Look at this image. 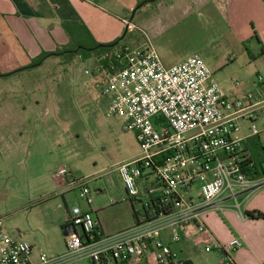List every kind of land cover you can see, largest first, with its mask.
I'll return each instance as SVG.
<instances>
[{"label":"crops","instance_id":"obj_1","mask_svg":"<svg viewBox=\"0 0 264 264\" xmlns=\"http://www.w3.org/2000/svg\"><path fill=\"white\" fill-rule=\"evenodd\" d=\"M144 1L149 0H0V74L22 69L44 53L68 47L71 40L65 30L66 24L71 34L81 29L86 41L92 37L99 44L111 43L131 29L137 40L134 48L152 46L166 68L198 56L206 65H212L216 71L212 78L228 100L253 93L258 103L264 101V78L261 76L264 73V0H162L156 6L138 10L137 7ZM78 25H83L88 34ZM42 66L7 80L0 79V85L7 81L9 85L16 81L26 83L25 77ZM259 77L262 81H259ZM235 80L245 88L239 90L229 86ZM10 97H0V103H6L8 108L4 117H0V126L4 124L3 119L17 115L18 108L15 104L11 105L13 103L9 104ZM0 105L1 108L3 105ZM24 107L23 104L19 108ZM252 124L259 128L258 134L253 133ZM14 130L13 127L11 131ZM5 132L6 129L0 127V158L7 160L8 153L1 148ZM239 136L243 154L253 163L254 179L263 183L247 190L238 187L235 198L225 190L201 218L217 242L226 244L237 238L242 242L240 249L228 253L213 247L208 249L195 222L175 227L163 226L164 221L157 218L143 222V203L147 200V192L158 186L151 174L144 175L138 181L140 199L122 198L123 202H129L132 224L123 227L117 214L107 217L104 208L91 206L93 201L87 203L88 208L82 211L93 214L104 238L130 237L147 227L163 226L159 240L176 256L173 264H264V219L248 216L264 213V169L261 172L257 170L255 151L250 145L254 136L264 144L262 104L254 109L252 120L239 122ZM63 186L66 185L58 182V187ZM123 188L125 190L124 185ZM134 214L140 215V224H137ZM70 215L71 212L59 218L64 226L63 235L59 233L62 247L57 251L41 247L35 237L21 232L13 238L31 245L33 264H95L91 251L111 241H100L88 250L69 253L66 244L68 235L72 232L82 234L71 225ZM174 230L179 234L177 242L172 240ZM202 246L210 252L202 250ZM149 250L153 251L152 244ZM46 253L50 256H46ZM113 264L155 263L143 260L128 263L117 261Z\"/></svg>","mask_w":264,"mask_h":264},{"label":"built area","instance_id":"obj_2","mask_svg":"<svg viewBox=\"0 0 264 264\" xmlns=\"http://www.w3.org/2000/svg\"><path fill=\"white\" fill-rule=\"evenodd\" d=\"M117 57L123 62L122 68L105 74L101 97L107 103L106 116H120L125 129L135 133L141 150L137 158L118 167L126 195L140 199L138 181L151 174L158 186L147 192L143 209L156 204L160 212L155 218L164 221L163 226L195 222L208 249L227 253L240 249L242 242L237 238L226 244L217 242L201 216L225 190L235 198L238 187L247 190L263 183L254 179L253 163L243 154L239 136V122L252 120L254 109L261 103L253 93L228 100L198 56L170 68L162 64L150 45L125 49ZM251 128L258 134L255 124ZM69 176L65 168L53 175L66 186L75 184L68 182ZM197 183V192L192 196ZM80 188L81 199L91 204L89 189L85 184ZM70 222L82 234L68 235L69 253L111 241L91 251L95 264L103 253H109L113 262H176V256L159 240L161 225L130 237L104 238L93 214L79 207L72 208ZM172 240H179L175 230ZM150 244L153 251L149 250ZM31 253L28 242L14 239L0 227V264H33Z\"/></svg>","mask_w":264,"mask_h":264},{"label":"rangeland","instance_id":"obj_3","mask_svg":"<svg viewBox=\"0 0 264 264\" xmlns=\"http://www.w3.org/2000/svg\"><path fill=\"white\" fill-rule=\"evenodd\" d=\"M91 63L64 66L50 58L25 77L26 83L0 85V97L11 96L9 104L18 108L16 117L3 119L0 126L6 129L1 148L9 158H0V227L14 238L19 232L35 237L41 247L50 250L62 247L59 233L63 235L64 223L59 222L60 216L66 217L75 206L88 208L80 197L82 184L90 191L91 206L104 208L107 217L117 214L123 227L133 222L129 202L122 201L127 195L118 167L137 158L141 150L135 133L125 129L120 116H106L102 80L91 74ZM207 67L216 74L212 65ZM261 76L264 78V73ZM238 82L229 86L245 88ZM0 104L3 118L8 108L6 103ZM250 143L261 172L264 144L256 136ZM61 168L69 171L67 180L75 184L58 187L53 175ZM202 250L210 252L203 246Z\"/></svg>","mask_w":264,"mask_h":264},{"label":"trees","instance_id":"obj_4","mask_svg":"<svg viewBox=\"0 0 264 264\" xmlns=\"http://www.w3.org/2000/svg\"><path fill=\"white\" fill-rule=\"evenodd\" d=\"M162 0H149L144 1L139 4L138 10L149 7V6H156ZM80 28H83L84 32L88 34L86 28L83 25H78ZM65 30L68 32L70 36L71 43L68 47H62L57 49L53 53H44L40 55L38 58L32 60L31 64L23 67L22 69H18L16 71L0 74V79L7 80L9 78L18 76L22 72L31 71L35 68H38L46 62L48 59H57L59 64L64 66H72L75 65L77 62L81 64H86L89 61L91 63L92 75L94 77H100L102 82L104 80V76L106 73H114L122 68V60L117 57L120 52H124L125 49L134 48L136 44V37L132 35L133 30L131 29L126 30L121 37L117 38L115 41L107 44H99L96 43L92 37H90L89 41H86L82 37V31L79 29L71 34V31L68 28V25H65ZM76 35V37H74ZM72 36V37H71ZM77 41V42H76ZM66 73L67 69H63ZM101 82V83H102ZM159 209L156 204H151L148 209H143L142 212V220L143 222H148L154 219L159 214ZM163 213L167 214L166 211ZM137 224L139 222L138 214H134ZM251 218H262L264 219V213H255L248 215ZM114 262L111 261L109 257V253H103L100 257V261L96 264H113Z\"/></svg>","mask_w":264,"mask_h":264},{"label":"water","instance_id":"obj_5","mask_svg":"<svg viewBox=\"0 0 264 264\" xmlns=\"http://www.w3.org/2000/svg\"><path fill=\"white\" fill-rule=\"evenodd\" d=\"M137 9H138V7H137ZM137 9H135V10L133 11L132 16L134 15V13H135V11H136ZM127 28H128V27H127Z\"/></svg>","mask_w":264,"mask_h":264}]
</instances>
